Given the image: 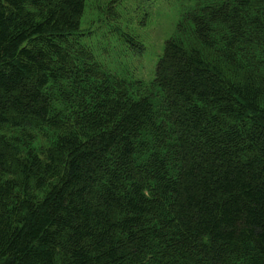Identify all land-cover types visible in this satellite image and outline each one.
I'll return each instance as SVG.
<instances>
[{
  "label": "trees",
  "instance_id": "16d2710c",
  "mask_svg": "<svg viewBox=\"0 0 264 264\" xmlns=\"http://www.w3.org/2000/svg\"><path fill=\"white\" fill-rule=\"evenodd\" d=\"M84 9L0 0V264H264V0H192L148 82Z\"/></svg>",
  "mask_w": 264,
  "mask_h": 264
},
{
  "label": "rangeland",
  "instance_id": "374dc122",
  "mask_svg": "<svg viewBox=\"0 0 264 264\" xmlns=\"http://www.w3.org/2000/svg\"><path fill=\"white\" fill-rule=\"evenodd\" d=\"M191 4L192 0H85L78 33L105 70L148 82L165 40Z\"/></svg>",
  "mask_w": 264,
  "mask_h": 264
}]
</instances>
